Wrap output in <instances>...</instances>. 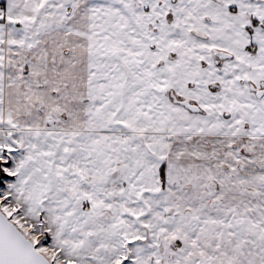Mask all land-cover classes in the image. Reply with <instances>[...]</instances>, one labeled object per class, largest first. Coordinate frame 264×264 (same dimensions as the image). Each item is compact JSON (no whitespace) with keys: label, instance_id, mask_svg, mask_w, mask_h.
Wrapping results in <instances>:
<instances>
[{"label":"snow or ice","instance_id":"1","mask_svg":"<svg viewBox=\"0 0 264 264\" xmlns=\"http://www.w3.org/2000/svg\"><path fill=\"white\" fill-rule=\"evenodd\" d=\"M0 264H264V0H0Z\"/></svg>","mask_w":264,"mask_h":264}]
</instances>
